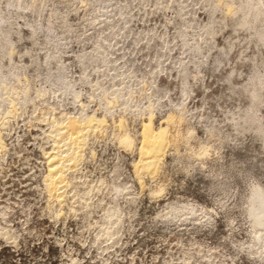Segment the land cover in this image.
<instances>
[{"label": "clouds", "instance_id": "9594fccd", "mask_svg": "<svg viewBox=\"0 0 264 264\" xmlns=\"http://www.w3.org/2000/svg\"><path fill=\"white\" fill-rule=\"evenodd\" d=\"M165 119L145 171L140 125ZM30 128L32 155L47 157L28 165L31 192L0 185V250L15 264H54L53 243L59 264H264V196L253 194L264 174L217 173L204 206L170 193L164 171L172 156L195 161L186 175L207 171L198 145L218 159L248 137L264 148V0H0V181ZM100 140L122 155L119 175L98 167ZM148 217L164 225L166 250H153Z\"/></svg>", "mask_w": 264, "mask_h": 264}, {"label": "rangeland", "instance_id": "374dc122", "mask_svg": "<svg viewBox=\"0 0 264 264\" xmlns=\"http://www.w3.org/2000/svg\"><path fill=\"white\" fill-rule=\"evenodd\" d=\"M73 47H75V45H73ZM206 76L208 81H212L216 78L213 73H206ZM217 86L221 88V91L227 88L226 84H219ZM201 91L205 93V96L202 97V100L206 99L208 94L207 89L201 86ZM161 121H159L156 126L164 124L163 122L161 123ZM115 127L117 129H120L121 125L118 126L117 122ZM98 130L99 129H96L94 131ZM29 131L32 133V135L28 143L25 145V150L16 155L14 162H10L9 167L11 170L7 173L5 180L0 181V185L6 184L10 189L14 185V189L16 191L24 194H29L31 192L28 179L29 163H31V165L35 167L41 163L42 159L46 160V156H44V154L37 153V156L32 155L31 144L35 139V135L39 133L35 132L31 128L29 129ZM254 143V138L248 137L241 141L239 150H237L235 146L224 145V149L226 150L221 151L219 159L216 157L209 158L207 155L204 156V154L202 155L203 152L200 147L203 148V146L198 145L197 147L200 149L201 153V162L205 165L207 171L201 168H197L193 175H186L180 169L182 167H189L190 164L195 163L194 160L180 159L178 161L176 156H172L170 161H165L164 168L165 173L169 177H171V183L169 184V192L172 194H177L180 193L181 190H183L184 199H187L193 194H195V196L199 198L200 202L204 206L214 205L216 197L219 195L220 182L213 178L217 173L228 176H234L241 171H250L253 173L264 174V148L257 151L253 147ZM99 144L103 155L101 159L97 161L98 167L104 171L105 175H107L108 172L113 171L116 173V175H119L123 166L122 155L109 142L100 140ZM136 154L138 160V147L136 148ZM45 167H47V165H45ZM209 173H211V175H209ZM177 176H182L183 180L177 182ZM197 179L203 180V183L197 184ZM44 207H47V202H45ZM229 218L231 217H225L224 215H222L221 219L217 221V223L226 226ZM147 222L149 225V233L157 231H159L160 233V235L152 237L156 240V244L153 246V250L158 251L161 247H165L166 250L165 241L168 234L163 231L164 225L160 224L158 221L154 222L151 217L147 218ZM70 223L73 226L68 227L67 230L69 234H71L74 230V222ZM50 224L51 221H48V223L43 224L41 226L40 231L44 232L46 229H49ZM49 235H51V232H49ZM205 235H207V233H205ZM172 239H175V237H172ZM217 239H219L218 236ZM184 242L185 244H187V239H185ZM32 251L35 254L40 255L41 253H43V251H47V245H45V248L43 249L41 246H39V241H37L36 244L33 246ZM48 255L49 254H44L42 258H45ZM50 255L54 264H59V248L55 243L50 246ZM60 255H62V253H60ZM19 258L20 257H17V259ZM0 261H8L10 262V264H15V261L12 260V254L8 249L0 250ZM16 264H18V261L16 262ZM137 264H139V262H137Z\"/></svg>", "mask_w": 264, "mask_h": 264}, {"label": "bare ground", "instance_id": "6f19581e", "mask_svg": "<svg viewBox=\"0 0 264 264\" xmlns=\"http://www.w3.org/2000/svg\"><path fill=\"white\" fill-rule=\"evenodd\" d=\"M161 124L159 126H154L152 124L151 120H148L147 122H144L140 126V131H139V136H140V143L138 147L139 151V158L136 161L137 166H143V170H149L152 167V164L155 160V156L153 155L154 151L158 150L157 146L164 143V135L167 132L168 129V123L169 121L167 119L161 121ZM123 122L118 121V126H122ZM75 136H79L81 133L76 129L75 126L72 127V130L69 131V139L74 138ZM121 143H127L128 142V137L123 136L120 138ZM202 152L203 148L200 147ZM201 154V153H200ZM203 155V153H202ZM205 156V155H204ZM47 159V157H46ZM50 164L51 161H48ZM48 173L50 174L52 169L48 168ZM47 178V176L45 177ZM55 177H53V182L55 181ZM254 196L256 198H259L261 196H264V192H261L260 190H255L254 191Z\"/></svg>", "mask_w": 264, "mask_h": 264}, {"label": "built area", "instance_id": "2783aa9c", "mask_svg": "<svg viewBox=\"0 0 264 264\" xmlns=\"http://www.w3.org/2000/svg\"><path fill=\"white\" fill-rule=\"evenodd\" d=\"M94 150L96 151L97 155L95 157V160L98 161L99 159H101L102 155H103V152L100 148V144L99 142H97L94 146Z\"/></svg>", "mask_w": 264, "mask_h": 264}]
</instances>
